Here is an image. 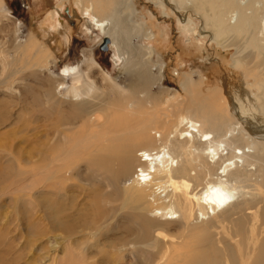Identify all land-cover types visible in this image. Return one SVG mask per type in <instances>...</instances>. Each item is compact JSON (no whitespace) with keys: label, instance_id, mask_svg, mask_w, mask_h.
Masks as SVG:
<instances>
[{"label":"rangeland","instance_id":"rangeland-1","mask_svg":"<svg viewBox=\"0 0 264 264\" xmlns=\"http://www.w3.org/2000/svg\"><path fill=\"white\" fill-rule=\"evenodd\" d=\"M223 1L213 0V5L222 8ZM203 2L212 6L210 0ZM237 3L247 15L253 12L257 16L260 25L250 31L256 34L258 47L248 46L251 32L223 35L219 25H213L212 12L207 13L209 20L203 18L191 0H130L131 24L137 30L127 40L131 49H136L129 61L137 57L147 64L149 83L136 82L131 69L123 71L113 43L100 49L105 34L82 16L75 0H0V264L150 263L151 250L137 247V202L122 190L116 195L106 175L89 171L92 165L88 160L80 163L72 177L78 197L72 192L55 197L53 188L43 184V166L51 161L47 146L55 140L52 134L56 127L77 120L67 118L69 104L58 105L50 96H65L68 90L61 93L57 87L63 81L61 70L80 68L84 55L91 54L99 64L95 75L89 76L98 95L93 109L100 108L107 96L111 101L117 99L108 82H103L101 70L128 92V87H136L137 96L148 101L150 91L182 99L178 115L190 106L181 85L190 76L204 95L218 89L232 112L240 104L234 96L243 100L241 104L247 109L250 101L252 111L239 112L233 121L258 144L264 142V115L257 110L263 89L256 83L257 76L250 74L256 69L264 76V0ZM251 4L253 10L244 8ZM57 7L61 8L58 15L51 18ZM239 15V10H229L225 23L233 29ZM32 42L47 55L42 66L34 70L28 67L33 65L28 58L19 53L22 45ZM235 57L239 65L234 63ZM77 75L81 79L77 85L86 84L85 74L79 71ZM65 85L70 87L72 81L66 79ZM195 97L202 98L198 93ZM49 114L55 118L53 126L51 121L45 122ZM56 120L60 121L54 127ZM62 128L67 130L68 126ZM71 201L79 202L75 213L69 211ZM54 205L61 208V214L51 212ZM58 219L68 223L66 235L50 227ZM78 250L87 253L75 262L71 258Z\"/></svg>","mask_w":264,"mask_h":264},{"label":"bare ground","instance_id":"bare-ground-1","mask_svg":"<svg viewBox=\"0 0 264 264\" xmlns=\"http://www.w3.org/2000/svg\"><path fill=\"white\" fill-rule=\"evenodd\" d=\"M191 2L202 17L208 18L207 13L212 12L213 25H219L223 35L248 34L260 25L255 20L257 16L253 12L247 15L237 0H224L222 8H216L213 0L210 8L203 0ZM75 4L82 16L105 34L107 45H115L123 71L131 69L136 82L150 83L147 64L137 57L129 61L131 51L136 49H131L127 40L137 30L131 24L130 0H75ZM253 7L251 4L244 8ZM60 9L57 7L51 18ZM232 9L240 11L233 29L224 19ZM5 17L6 12L2 18ZM249 35L248 46L258 47L256 34ZM32 44L22 45L19 53L28 58L33 64L28 67L34 70L42 66L47 55ZM236 59L239 60L235 57L234 63L239 65ZM97 68L99 64L90 54L84 55L80 68L61 70L63 81L57 87L61 93L68 91L65 96L54 93L50 98L58 105L69 104L67 118L77 120L58 127L60 120L55 121V140L46 144L51 161L47 160L42 169L44 187L53 188L55 197L68 192L78 197L72 177L86 159L92 165L89 171L96 176L106 175L116 195L122 190L137 202V247L151 250L149 264H264V142L258 144L233 121L239 112L252 111L251 102L247 100L250 108H244L243 100L234 96L240 104L232 112L218 89L204 95L202 88L187 76L181 85L190 106L178 115L182 99L164 98L159 96L160 91H150L148 101L137 96L136 87H128V92L100 69L103 82H108L117 99L111 101L107 96L100 108L93 109L98 95L89 76L95 75ZM79 71L85 74L86 84L82 86L77 85L81 80ZM259 73L256 69L250 71L263 89L257 110L264 115V76ZM66 79L72 81L70 87L65 85ZM195 93L202 98L197 100ZM54 119L49 114L45 122L51 121L53 126ZM78 203L71 201L69 211L75 213L80 208L75 207ZM50 210L53 214L62 212L57 205ZM48 225L46 222L45 227ZM67 226L58 219L50 227L66 235ZM86 253L78 250L71 260L79 262Z\"/></svg>","mask_w":264,"mask_h":264},{"label":"water","instance_id":"water-1","mask_svg":"<svg viewBox=\"0 0 264 264\" xmlns=\"http://www.w3.org/2000/svg\"><path fill=\"white\" fill-rule=\"evenodd\" d=\"M107 44H108V39L107 38L103 39L102 45H100L101 46L100 49H104L107 46Z\"/></svg>","mask_w":264,"mask_h":264}]
</instances>
